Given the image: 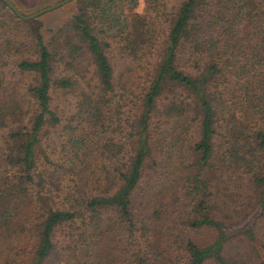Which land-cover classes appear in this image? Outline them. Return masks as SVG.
Wrapping results in <instances>:
<instances>
[{
  "label": "trees",
  "instance_id": "trees-1",
  "mask_svg": "<svg viewBox=\"0 0 264 264\" xmlns=\"http://www.w3.org/2000/svg\"><path fill=\"white\" fill-rule=\"evenodd\" d=\"M69 3L0 0V264H264V0Z\"/></svg>",
  "mask_w": 264,
  "mask_h": 264
},
{
  "label": "rangeland",
  "instance_id": "rangeland-1",
  "mask_svg": "<svg viewBox=\"0 0 264 264\" xmlns=\"http://www.w3.org/2000/svg\"><path fill=\"white\" fill-rule=\"evenodd\" d=\"M12 3L19 9V11L23 14L31 13L37 10L40 7L45 5L54 3L58 0H11ZM142 0H137V5L134 10L140 11L142 9ZM4 11H9L7 8L3 9ZM71 10V4L69 2L53 9L48 12H45L36 17V22H30V26L34 27L36 24L41 23L44 29H52L55 28L62 19H65ZM262 224L264 225V219L262 220ZM260 229L257 227V231L260 233ZM201 234V232L199 233ZM199 234L195 235L196 239H203V237ZM259 237L263 238L260 234Z\"/></svg>",
  "mask_w": 264,
  "mask_h": 264
},
{
  "label": "water",
  "instance_id": "water-1",
  "mask_svg": "<svg viewBox=\"0 0 264 264\" xmlns=\"http://www.w3.org/2000/svg\"><path fill=\"white\" fill-rule=\"evenodd\" d=\"M4 4L7 5V7L19 18L21 19H31V18H34V17H37L45 12H48L50 10H53L71 0H58L54 3H51V4H48V5H45L43 7H40L38 8L37 10L31 12V13H28V14H23L19 11V9L14 5V3H12L11 0H1Z\"/></svg>",
  "mask_w": 264,
  "mask_h": 264
}]
</instances>
